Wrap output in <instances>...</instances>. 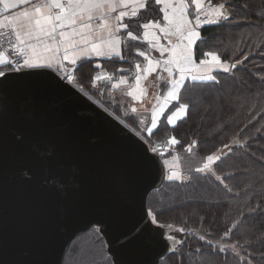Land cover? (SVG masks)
Here are the masks:
<instances>
[{
	"label": "snow or ice",
	"instance_id": "1",
	"mask_svg": "<svg viewBox=\"0 0 264 264\" xmlns=\"http://www.w3.org/2000/svg\"><path fill=\"white\" fill-rule=\"evenodd\" d=\"M231 4L232 0H225L217 5H213L212 0H207V6L205 0H0V5L3 6L0 11V48L5 41L8 44L6 50H0V94L14 86L9 80L10 73H20L26 69H42L46 71L32 74L47 75L50 72L54 73V76L46 83L37 82L31 85L32 87L37 89L63 87L60 81H66L76 87L81 94L88 96V91L75 76L81 63L93 57L108 60L118 58L120 61L128 62L122 54V48L129 47L131 42L147 43L149 49L159 52L160 58L154 59L148 51L136 49V55L146 61L143 67L140 63H135L136 89L140 90L142 95H146V90L142 89L140 84L148 74L156 72L157 69L168 74L167 93L163 98V105L159 110L153 109L151 127L146 129L150 137L153 135V129L158 127V116L163 114L165 106L170 102L177 101L178 106L171 115L167 116L168 124L175 125L176 120L182 118L181 114H187L190 104L181 102V93L187 90L188 82H191L195 88L200 87L204 82H212L219 86L222 92L231 91L222 84L219 74H231L233 81H236L238 78L233 70L247 61L251 52L243 54V50L237 45L236 50L241 52L243 59L232 55L223 59L217 51L201 53L198 50V42L206 43L200 31L205 24H237L240 19H244L234 18ZM153 6H159L161 18L149 19L142 23L144 15L153 10ZM140 29L143 30L142 33ZM246 39H251L248 45L250 49H260V55L264 56V28L258 30L254 37L250 32ZM162 40L166 43H162ZM225 51L227 52V49ZM69 65L75 67H69ZM95 67L100 69L101 65L96 63ZM257 67L260 71L259 78L264 81V64ZM121 71H127V69H121ZM112 79L111 75L98 73L93 77L92 87H96L97 81H112ZM239 79L242 80V78ZM127 82V78L122 75L111 87L117 88ZM134 94V91L127 92L129 96ZM157 102H160L159 96ZM7 111V106L0 104V117L6 115ZM132 111L135 112L136 109L133 108ZM136 135L140 136L141 133L137 132ZM169 142L172 145L179 143L175 137H172ZM196 143L193 141L187 151L191 152ZM15 145L18 149L23 148L25 138L16 133ZM224 148L229 150L228 153L217 149L220 154L207 155L202 167L189 169V171L197 173L209 171L215 176L216 181L223 184L226 190L231 191L226 180L232 174L218 175L210 169V164L220 162L231 154V147L228 144H225ZM149 150L156 155H162L157 151L156 146ZM33 151L38 152V147L33 146ZM260 160L264 161V156H261ZM37 161L41 166L49 167L57 163V161L45 159ZM153 163V157L147 152L138 154L126 170L114 176L107 186L99 188L84 186L74 177L72 186L75 191L70 197L67 186L59 185L63 199L55 201L54 208L49 207L51 199L43 195L31 204L29 208L31 231L38 239H42L52 226L58 223L60 217L57 211L101 214L115 211L131 195L137 180L152 167ZM164 163H168L167 159ZM168 179L171 181L182 179V177L178 172L173 171ZM20 183L26 189L32 188L31 177ZM148 216L152 224H158L156 212L149 209ZM93 224L100 226L94 231L104 230L102 220H94ZM168 227L173 226L169 224ZM236 227L237 224L233 223L224 235H229ZM178 231L184 232L185 229L179 228ZM168 239L175 242L172 236ZM199 239L206 238L200 235ZM206 242L211 244L210 240ZM151 243L152 237L146 236L144 244L148 246ZM6 247L7 239L0 234V249H6ZM238 247L239 242L234 244L217 242L220 252L232 249L236 255H239ZM196 252L199 253L200 249L197 248ZM260 259L264 262V255ZM4 264H43V261L38 254L28 250L24 252L22 258L11 262L5 260ZM115 264H141V262L133 259L116 260ZM246 264H248L247 261Z\"/></svg>",
	"mask_w": 264,
	"mask_h": 264
},
{
	"label": "trees",
	"instance_id": "2",
	"mask_svg": "<svg viewBox=\"0 0 264 264\" xmlns=\"http://www.w3.org/2000/svg\"><path fill=\"white\" fill-rule=\"evenodd\" d=\"M212 2L219 4L225 0ZM230 7L234 18L244 19L237 24H205L200 31L206 43L198 42V50L217 51L223 59L229 55L243 59L237 45L243 54L251 52L249 59L233 70L236 81L231 74H219L222 84L231 91L222 92L212 82H204L198 88L188 82L187 90L181 93V102L190 104L187 114L174 126H169L165 117L152 136L143 134L152 146L155 142L169 146L168 155L162 159L168 161L164 163L166 172L174 168L182 172V179L170 181L167 175L162 187L151 192L147 199V210L157 213L155 225L176 238L172 251L159 264H246V261L264 264L260 259L264 255V161L260 160L264 156V81L260 80L257 67L264 64V56L260 55V49H250L251 39H246L250 32L254 37L264 28V0H232ZM104 66L101 68L108 69ZM99 71L95 62L86 61L75 76L90 98L106 102L108 85L96 82V87H92L93 77ZM111 113L138 132V126L133 125L134 117L120 115L118 108ZM172 137L179 143L172 145L169 142ZM193 141L197 142L196 146L188 152ZM225 144L231 147V154L210 164V169L218 175L232 174L226 180L231 191L209 171H189L202 167L207 155L220 154L217 149L228 153ZM233 223L237 227L225 236ZM169 224L173 227L169 228ZM179 228L185 231L180 232ZM93 229L71 242L62 264H77L71 256L75 246L88 252V260L79 264H112L102 236ZM200 235L206 239L200 240ZM209 240L211 244L206 242ZM218 241L220 244L239 242V255L232 249L220 252Z\"/></svg>",
	"mask_w": 264,
	"mask_h": 264
},
{
	"label": "water",
	"instance_id": "3",
	"mask_svg": "<svg viewBox=\"0 0 264 264\" xmlns=\"http://www.w3.org/2000/svg\"><path fill=\"white\" fill-rule=\"evenodd\" d=\"M45 71L10 73L14 86L0 94V104L8 109L0 117V234L7 239L6 249H0V264L20 259L28 250L38 254L43 264H62L75 238L100 227L93 224L97 219L103 221L104 230L98 232L112 264L130 259L159 264L172 251L173 242L165 239L167 230L152 224L146 203L149 194L166 180L162 161L168 155L165 142L153 144L162 155L152 153L143 140L63 81V87H32L54 76L50 72L32 74ZM16 133L25 138L23 148L15 145ZM232 143L235 145L236 141ZM33 146L39 151H33ZM145 152L153 157L152 167L137 180L134 191L115 211H57L58 223L42 239L33 234L29 208L37 198H50L49 207L54 208V202L63 199L59 185L67 186L69 197L75 191L74 177L89 188L107 186L138 154ZM38 159L57 163L41 166ZM28 177L31 189L20 183ZM146 236L152 237L148 246L144 244Z\"/></svg>",
	"mask_w": 264,
	"mask_h": 264
},
{
	"label": "crops",
	"instance_id": "4",
	"mask_svg": "<svg viewBox=\"0 0 264 264\" xmlns=\"http://www.w3.org/2000/svg\"><path fill=\"white\" fill-rule=\"evenodd\" d=\"M2 9L3 6L0 5V11H2ZM161 15L162 14L159 13V6H153V10L145 14L144 19L141 22H146L149 19H159L161 18ZM139 31L142 33L143 30L140 29ZM161 42L166 43V41L164 40H162ZM136 49H139L141 51H148L151 57L154 59L160 58L159 52L149 49L147 43L131 42L129 47L122 48V54L125 55L128 62L120 61L118 58L108 60L98 57H93L91 60L87 61H93L95 62V64L99 63L100 65H106L104 67L108 69L100 68L101 71H105L107 72V75H111L113 77L112 82L107 86L108 100H106V102H102V104H104V106L108 108H114V110L118 108V110L120 111V115L122 116L134 117L133 125L138 126V132L141 131V133L144 132L148 135L146 129L151 127L152 111L154 108L156 110H159L161 108V106L163 105V98L167 93L166 80L168 74L160 69H157L156 72L148 74L147 78L142 80L140 84V87L146 90L147 93L146 95H142L140 90L136 89L135 63H140L143 67L146 64V61H144L142 57L136 55ZM69 67L75 66L69 65ZM113 68H115L114 71ZM121 69H127V71H121ZM122 75L127 78L128 82L126 84L119 85V87L117 88L111 87L113 83L118 82L119 77ZM129 91H134L135 94L133 96H129L127 95V92ZM158 96L160 97L159 103L157 102ZM176 104L177 101H172L167 106H165V111L163 112V114L158 116V125L160 121L165 117L167 121V116L171 115V113L175 111V107H177ZM111 108L109 109L110 112L112 111ZM133 108L136 109L135 112L132 111ZM181 115L182 118L185 116L184 114ZM181 119H177L176 123ZM141 121H143V123H141ZM168 125L174 126L170 124ZM154 130L155 129H153V131Z\"/></svg>",
	"mask_w": 264,
	"mask_h": 264
},
{
	"label": "rangeland",
	"instance_id": "5",
	"mask_svg": "<svg viewBox=\"0 0 264 264\" xmlns=\"http://www.w3.org/2000/svg\"><path fill=\"white\" fill-rule=\"evenodd\" d=\"M113 112H114V110H112ZM142 134V136L143 137H145L143 134H145V133H141ZM172 170H174L175 172H178L179 174H180V176L182 175V172H181V170H179L178 169V171L177 170H175V168L174 169H172ZM172 170H170L169 172H167L166 174L169 176L173 171ZM177 180V179H176ZM93 231H94V229H93ZM169 236H172V235H170V233L167 231V233H166V236H165V239L166 240H168V241H170V242H173L172 240H169L168 239V237ZM173 237V236H172ZM174 240L176 241V238L174 237ZM81 241H79V242H77L76 244H78V243H80ZM87 250H85L84 249V251L82 250V249H78V247L77 246H75V248L71 251V256L74 258V260H75V262L77 263V264H79V263H84V262H86L87 260H88V255H87ZM86 254V255H85Z\"/></svg>",
	"mask_w": 264,
	"mask_h": 264
},
{
	"label": "built area",
	"instance_id": "6",
	"mask_svg": "<svg viewBox=\"0 0 264 264\" xmlns=\"http://www.w3.org/2000/svg\"><path fill=\"white\" fill-rule=\"evenodd\" d=\"M213 4V3H212ZM213 5H216V4H213ZM206 6H207V3H206ZM5 32H7V29H5ZM8 48V44H7V42L5 41L4 43H3V47L2 48H0V50H6Z\"/></svg>",
	"mask_w": 264,
	"mask_h": 264
}]
</instances>
